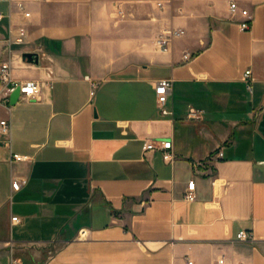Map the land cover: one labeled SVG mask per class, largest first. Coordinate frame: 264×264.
Listing matches in <instances>:
<instances>
[{
  "label": "crops",
  "instance_id": "0c3cea01",
  "mask_svg": "<svg viewBox=\"0 0 264 264\" xmlns=\"http://www.w3.org/2000/svg\"><path fill=\"white\" fill-rule=\"evenodd\" d=\"M230 1L0 0V64L41 84L0 105V264H264V0H235L247 30ZM170 28L185 33L163 52ZM148 138L170 139L174 160L144 151Z\"/></svg>",
  "mask_w": 264,
  "mask_h": 264
},
{
  "label": "built area",
  "instance_id": "2783aa9c",
  "mask_svg": "<svg viewBox=\"0 0 264 264\" xmlns=\"http://www.w3.org/2000/svg\"><path fill=\"white\" fill-rule=\"evenodd\" d=\"M18 8L22 11H25L24 2H18ZM230 12L232 14L239 13L242 19L239 22V26L242 30H247L251 26V22L253 19L252 13L249 9L239 6V4L235 0L230 1ZM25 15L29 16L30 12L25 11ZM3 17L0 14V19ZM185 30L181 28H170L162 31L158 34L156 38V43L158 48L163 52H168L171 50L173 42L176 38L184 35ZM27 37V30L25 27H20L17 30V34L15 37L16 43H23ZM192 53L189 51L184 52L183 59L188 61L192 58ZM245 81L247 84V88L249 90L253 89V75L252 70L248 69L245 71ZM99 85V82L91 79V95H94L96 89ZM173 82L170 78H160L155 82V93L157 95V101L160 106V110L162 114H172V110H169L165 107V103L167 101L168 93L172 89ZM20 88L19 99L21 98H36L41 90V84L34 79L26 80L23 82L17 81L12 75V67L9 62H2L0 64V105H9L11 94L16 87ZM11 123L7 118L0 120V131L4 135H8L10 133ZM143 150H159L161 152L162 158L167 162H172L175 158V154L173 152V145L170 139H153L148 138L145 140L143 145ZM224 156L223 150H218L216 152H212L208 154L206 157L202 159H196L192 161V165L195 169H200L206 163L215 164L218 160L222 159ZM13 161L20 160H28L29 156L23 155L20 153L12 154ZM28 179L23 176L15 177L12 180V188L14 190L20 189L23 185L27 183ZM214 183V182H213ZM195 187L196 182L194 179L190 180L188 183V190L185 193V197L188 200H194L195 195ZM12 220H18L17 216L12 217ZM237 238L240 240H250L252 239V232L246 229H241L237 233ZM224 257L218 260V263H223Z\"/></svg>",
  "mask_w": 264,
  "mask_h": 264
},
{
  "label": "water",
  "instance_id": "95a60500",
  "mask_svg": "<svg viewBox=\"0 0 264 264\" xmlns=\"http://www.w3.org/2000/svg\"><path fill=\"white\" fill-rule=\"evenodd\" d=\"M23 59L30 63H38L39 55L36 52H24ZM20 88L17 86L11 94L10 104H15L19 100Z\"/></svg>",
  "mask_w": 264,
  "mask_h": 264
}]
</instances>
